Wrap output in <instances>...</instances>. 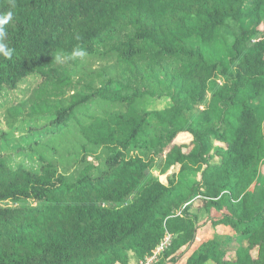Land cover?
Here are the masks:
<instances>
[{
	"label": "trees",
	"instance_id": "trees-1",
	"mask_svg": "<svg viewBox=\"0 0 264 264\" xmlns=\"http://www.w3.org/2000/svg\"><path fill=\"white\" fill-rule=\"evenodd\" d=\"M5 19L0 95L41 78L5 124L50 123L38 171L0 151V264L139 263L167 232L174 264L207 222L228 233L186 264H264V0H0Z\"/></svg>",
	"mask_w": 264,
	"mask_h": 264
},
{
	"label": "rangeland",
	"instance_id": "rangeland-1",
	"mask_svg": "<svg viewBox=\"0 0 264 264\" xmlns=\"http://www.w3.org/2000/svg\"><path fill=\"white\" fill-rule=\"evenodd\" d=\"M106 66L105 62L100 61L96 58H90L88 56L83 58L82 67H91L93 69L100 70ZM41 78L38 75H34L25 79L16 90H10L5 88L0 95V151L5 157L10 159L12 166L15 167L19 164L26 166L34 171H38L40 168V162L36 154L29 151V147L32 143L40 140L43 137L44 127L50 123V120L40 119L35 121L33 124L23 125L17 130L9 128L4 121L5 113L8 107L26 101L33 89L40 83ZM170 104L167 98L149 100V110H161L166 108ZM260 114H264V99L262 100ZM33 126V127H31ZM189 138L183 137L178 139V143L188 141ZM179 168L176 167L171 171V174L178 173ZM153 175L156 179L167 183L168 175H161L159 171L154 170ZM218 218L219 214H215ZM211 230L212 238L216 235H226L228 229L223 227L214 228ZM240 240L239 242H241ZM239 243L232 245L231 250H234ZM133 264H138L136 261Z\"/></svg>",
	"mask_w": 264,
	"mask_h": 264
},
{
	"label": "crops",
	"instance_id": "crops-1",
	"mask_svg": "<svg viewBox=\"0 0 264 264\" xmlns=\"http://www.w3.org/2000/svg\"><path fill=\"white\" fill-rule=\"evenodd\" d=\"M211 224H212L211 222L203 223V226L201 227V229L197 233V237H196L194 244L189 249H187V250L184 249L183 254L179 253V255H181V257L174 264H186L187 260L192 255V253L195 250H197L202 243H204L205 241H207L209 239H212L211 230L213 228L210 227Z\"/></svg>",
	"mask_w": 264,
	"mask_h": 264
},
{
	"label": "built area",
	"instance_id": "built-area-1",
	"mask_svg": "<svg viewBox=\"0 0 264 264\" xmlns=\"http://www.w3.org/2000/svg\"><path fill=\"white\" fill-rule=\"evenodd\" d=\"M173 236L166 233L160 245L153 251V254L140 261L138 264H159L162 261L164 253L172 246Z\"/></svg>",
	"mask_w": 264,
	"mask_h": 264
},
{
	"label": "clouds",
	"instance_id": "clouds-1",
	"mask_svg": "<svg viewBox=\"0 0 264 264\" xmlns=\"http://www.w3.org/2000/svg\"><path fill=\"white\" fill-rule=\"evenodd\" d=\"M7 19H11V13L8 14ZM7 19L5 20H0V24L6 23ZM6 35L4 32L3 28L0 27V41H2L3 37ZM0 54H3L5 56L10 57L11 56V49L7 48V46L3 43H0ZM75 56H82L84 55L83 52H75Z\"/></svg>",
	"mask_w": 264,
	"mask_h": 264
},
{
	"label": "water",
	"instance_id": "water-1",
	"mask_svg": "<svg viewBox=\"0 0 264 264\" xmlns=\"http://www.w3.org/2000/svg\"><path fill=\"white\" fill-rule=\"evenodd\" d=\"M146 173H149V171L147 170Z\"/></svg>",
	"mask_w": 264,
	"mask_h": 264
}]
</instances>
